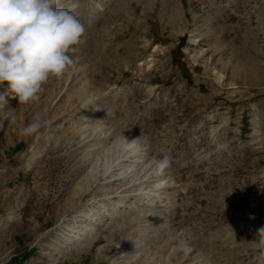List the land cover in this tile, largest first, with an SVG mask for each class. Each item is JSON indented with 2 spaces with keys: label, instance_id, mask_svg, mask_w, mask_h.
<instances>
[{
  "label": "rangeland",
  "instance_id": "374dc122",
  "mask_svg": "<svg viewBox=\"0 0 264 264\" xmlns=\"http://www.w3.org/2000/svg\"><path fill=\"white\" fill-rule=\"evenodd\" d=\"M72 2L76 69L0 110V264H264V0Z\"/></svg>",
  "mask_w": 264,
  "mask_h": 264
},
{
  "label": "clouds",
  "instance_id": "9594fccd",
  "mask_svg": "<svg viewBox=\"0 0 264 264\" xmlns=\"http://www.w3.org/2000/svg\"><path fill=\"white\" fill-rule=\"evenodd\" d=\"M77 4L69 0H0V110L7 97L27 104L38 99L50 79L71 75L77 60L70 55L85 34V26L78 18ZM54 121L39 115L22 129L23 136L50 132ZM117 143L125 151L139 152L138 139L129 141L124 135ZM171 167V158L155 161L156 175L162 176ZM163 181L161 182V185ZM258 247L264 248V227L257 232Z\"/></svg>",
  "mask_w": 264,
  "mask_h": 264
},
{
  "label": "bare ground",
  "instance_id": "6f19581e",
  "mask_svg": "<svg viewBox=\"0 0 264 264\" xmlns=\"http://www.w3.org/2000/svg\"><path fill=\"white\" fill-rule=\"evenodd\" d=\"M137 156V155H136ZM136 156H132L128 158V156L124 157V158H121L120 160V163L123 162V164L121 165L122 166V169L123 171L120 172L118 174V176H126L128 175L129 173L131 174L133 171H135L134 169L138 166V163L140 164L141 161L140 157H136ZM142 157V156H141ZM124 162H129L128 164H124ZM132 163V164H131ZM149 165H145L143 167V171L145 172V170H147ZM115 167V166H114ZM152 167V166H151ZM153 168V167H152ZM121 169V170H122ZM155 169V168H154ZM154 169H151V171L149 172H152ZM112 171V170H111ZM158 176V175H157ZM164 176V174L162 175ZM162 176H158L160 178H162ZM120 178V177H119ZM118 178V179H119ZM115 179V178H114ZM162 180V179H161ZM160 180V181H161ZM161 187V186H160ZM159 189V188H158ZM156 193V192H155ZM149 195V194H148ZM147 195V196H148ZM154 195V194H153ZM105 204H101L100 206H103L104 207ZM115 206H118L119 205V201L115 202L114 203ZM87 212V211H86ZM86 216V220H83V222L81 223H77L68 231V234H67V241L69 243H77V242H80L82 240H85V239H88V238H91L93 235L92 233H94L95 229H96V217H94L95 214H93V208H90L88 210V212L85 214V212H80L78 214V216ZM79 222V221H78Z\"/></svg>",
  "mask_w": 264,
  "mask_h": 264
}]
</instances>
